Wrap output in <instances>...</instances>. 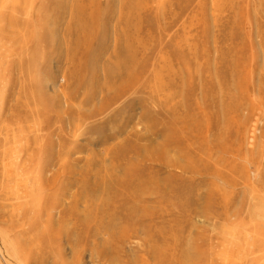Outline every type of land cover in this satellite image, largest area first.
<instances>
[{
    "label": "rangeland",
    "instance_id": "obj_1",
    "mask_svg": "<svg viewBox=\"0 0 264 264\" xmlns=\"http://www.w3.org/2000/svg\"><path fill=\"white\" fill-rule=\"evenodd\" d=\"M0 264H264V0H0Z\"/></svg>",
    "mask_w": 264,
    "mask_h": 264
},
{
    "label": "bare ground",
    "instance_id": "obj_2",
    "mask_svg": "<svg viewBox=\"0 0 264 264\" xmlns=\"http://www.w3.org/2000/svg\"><path fill=\"white\" fill-rule=\"evenodd\" d=\"M117 72H118V70H117ZM107 76L110 77V78H109L108 81H105V83H109V82L113 83V82L115 81V79H117L118 81H121L120 84H122V83L125 81V79L119 80V77H120V76L127 77L128 74H127V73H122V74H120V75L118 74V77H117V78L113 77V76H114V73H109V74H107ZM108 85H109V84H108ZM104 87H105V86H104ZM104 87H103V88H104ZM108 89H109V88H108Z\"/></svg>",
    "mask_w": 264,
    "mask_h": 264
}]
</instances>
